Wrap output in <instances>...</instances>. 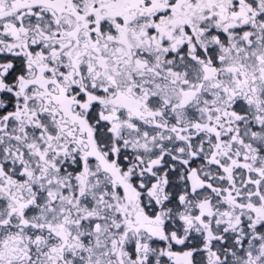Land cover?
Returning <instances> with one entry per match:
<instances>
[{"label": "snow or ice", "instance_id": "snow-or-ice-1", "mask_svg": "<svg viewBox=\"0 0 264 264\" xmlns=\"http://www.w3.org/2000/svg\"><path fill=\"white\" fill-rule=\"evenodd\" d=\"M0 264H264V0H0Z\"/></svg>", "mask_w": 264, "mask_h": 264}]
</instances>
